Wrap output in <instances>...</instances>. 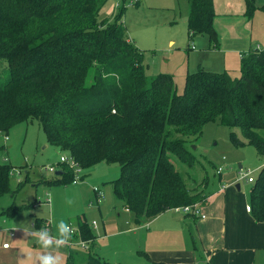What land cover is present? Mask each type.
<instances>
[{
  "label": "trees",
  "instance_id": "16d2710c",
  "mask_svg": "<svg viewBox=\"0 0 264 264\" xmlns=\"http://www.w3.org/2000/svg\"><path fill=\"white\" fill-rule=\"evenodd\" d=\"M106 2L0 0V133L37 122L46 144L82 170L79 181L98 164L117 165L114 196L139 227L174 208L206 204L201 191L188 190L171 158L192 168L188 146L207 123L239 131L243 140L231 132V141L254 148L264 161V48L242 57L239 78L198 67L178 93L172 75L145 74L142 51L117 21L123 6L112 20L100 19ZM245 2L251 18L254 2ZM187 4L189 38L205 35L216 49L212 0ZM57 166L60 174L47 184L74 183V168ZM13 169L0 165V197H14ZM251 184L250 213L264 223V163ZM30 207L11 206L3 215ZM41 222L33 221V230L47 229ZM78 232L83 242L94 239L82 220ZM91 250L82 264H113ZM72 251L66 264H79Z\"/></svg>",
  "mask_w": 264,
  "mask_h": 264
},
{
  "label": "rangeland",
  "instance_id": "374dc122",
  "mask_svg": "<svg viewBox=\"0 0 264 264\" xmlns=\"http://www.w3.org/2000/svg\"><path fill=\"white\" fill-rule=\"evenodd\" d=\"M128 1L125 0V9L117 21L124 27L129 39L142 51L145 74L149 77L158 74L172 75L177 92L181 93L186 72H194L198 64L205 67V49L209 45L207 36L189 38L187 11L183 0H141L137 6H128ZM261 2L263 4L257 1L259 7L264 5V0ZM121 6L122 2L118 0H107L100 9V19L112 20ZM254 15L264 27V10L261 8ZM190 47L195 49L191 50ZM230 75L239 78V74ZM231 132L243 140L237 130H231L217 122L207 123L203 126L201 135L188 146L194 158L193 167L182 164L175 157L171 158V162L183 176L191 193L201 191L207 195L211 182L215 190L227 184V189L243 200L244 207L245 204L250 205L252 184L245 180L234 182L240 177V169L241 174L251 171V176L255 178L261 169V158L254 148L235 145L230 138ZM45 144V136L35 121L18 124L7 133H0V165L14 168L9 178L10 191L14 193V197L10 193L0 197V229H16L15 237L12 238L5 236V231L2 230L3 236L12 245L11 249L15 250V264L26 258V248L34 250L36 254L40 252L32 245V242L36 243L35 239L26 236L24 232L33 230L32 223L35 220L42 221L45 228L49 227L53 236L57 235L56 223L60 219H64L72 227V231H78V222L84 221L91 234L96 237L95 244L94 239L88 242L90 246L94 244L91 252L109 262L115 260L119 250L139 245L141 237L147 233L154 234L161 221L146 229L136 228L131 222L130 213L115 198L111 182L119 176L117 165L98 164L85 171V177L81 181L74 183L47 184V181L56 180L57 176L55 172H49L45 168L55 166L60 153L55 152L52 147L44 149ZM239 164L242 168H239ZM55 167L59 169L60 166ZM219 167L223 168L220 175L217 174ZM236 184H239V190L236 189ZM94 188L100 191V196L94 192ZM68 201L72 203L69 205ZM23 204L32 207L14 216L4 217L3 212L6 209ZM34 204L39 206L35 208ZM166 216L170 220L166 230L173 236L170 239H177L180 250H183V245L192 246L194 242L189 232L196 236L193 223L184 221L182 214L173 210H169ZM174 235L179 237L175 238ZM80 240V234L76 233L71 236L68 245L60 250L65 252L67 248L75 251L76 262L82 264L87 251L86 248H78ZM34 253L32 255H39ZM54 254L60 256V264H66L65 256L61 252ZM133 256L131 262L151 264L139 256ZM125 259L129 261V257ZM7 263L0 259V264Z\"/></svg>",
  "mask_w": 264,
  "mask_h": 264
},
{
  "label": "crops",
  "instance_id": "0c3cea01",
  "mask_svg": "<svg viewBox=\"0 0 264 264\" xmlns=\"http://www.w3.org/2000/svg\"><path fill=\"white\" fill-rule=\"evenodd\" d=\"M257 1L259 4H263L261 0H253L254 13L251 18H248L246 16L245 0H212L215 13L212 25L217 34L218 46L216 49H209L208 45L204 56L205 67L198 64L196 70L201 67L217 73L239 74L242 56L254 52L256 49L264 48V27L254 15L255 12L261 11V8L263 10L264 5L259 7ZM183 2L188 16L187 0H183ZM129 40L131 41V39ZM190 49L194 50L195 48L192 49L190 47ZM47 147L49 146L45 144L44 149ZM60 156L61 154L59 158ZM58 162L59 159L55 166H57ZM263 163L264 161L261 160L259 167L263 166ZM56 172H58V169H56L55 175ZM237 185L239 184L235 185L236 189L239 190L240 187L237 188ZM213 186L214 184L211 182L207 188L206 204L201 206V214L204 215L203 219L191 215H182L184 221L191 222L195 226L196 236L189 232V236L193 238L194 242L192 246L183 245V250H180L177 239L175 241L170 239L173 236H170L166 230L167 224L170 222L166 216L169 212L167 211L146 224L136 227L146 229L161 221L158 224L159 226L155 228L154 234L147 233L141 237L139 245L119 250L115 260L111 263L127 264L128 262L129 264H141L130 261L135 255L151 264H264V223L256 222L253 219L251 213L246 211V207L249 204H245L243 207V200H240L239 196L235 195L233 191L227 189L229 185L226 184L221 187L223 189L218 188L216 190ZM93 190L95 193L98 191L99 194L97 195L100 196L99 190L95 191V188ZM38 206L39 204H34L33 207L36 208ZM131 222L133 223L132 215ZM2 230L5 231V236L9 237L7 231L14 230L15 235L16 229L8 227L0 230V259L7 261V264H9V261L10 264H15V250L11 249L12 245H10L9 249H2L3 243H9L3 236ZM178 237L175 236V238ZM95 240L96 237L94 236V244ZM196 241H198V244ZM94 244L90 246L88 242H85L84 248L80 245H78V248L81 250L86 248L85 251H88V247L93 248ZM32 245L40 251L37 254L43 252L39 244L32 242ZM24 250L27 256L21 260V263L17 264H34L35 255H32L34 250L32 251L29 248ZM68 250L66 248L65 252L67 253ZM58 251L62 253V256H65V259L67 258L65 252L60 249ZM143 254H146L148 259ZM29 256H32L33 259H28ZM126 257H129V261H126Z\"/></svg>",
  "mask_w": 264,
  "mask_h": 264
},
{
  "label": "clouds",
  "instance_id": "9594fccd",
  "mask_svg": "<svg viewBox=\"0 0 264 264\" xmlns=\"http://www.w3.org/2000/svg\"><path fill=\"white\" fill-rule=\"evenodd\" d=\"M67 203L70 205L72 202ZM56 229V236L51 235L48 229L24 231L26 236L33 237L43 249L41 254L34 257V264H60V256L54 253L68 245L72 236V227L64 219H60L56 223ZM28 259L32 260L33 257L29 256Z\"/></svg>",
  "mask_w": 264,
  "mask_h": 264
},
{
  "label": "built area",
  "instance_id": "2783aa9c",
  "mask_svg": "<svg viewBox=\"0 0 264 264\" xmlns=\"http://www.w3.org/2000/svg\"><path fill=\"white\" fill-rule=\"evenodd\" d=\"M118 1L122 2V6L125 4V0H118ZM139 1H141V0H129L127 3H128V6H135L138 4ZM123 7H125V6H123ZM192 49H194V47H192ZM5 139H7V138L5 137ZM59 162H61V163H67L68 162L70 167L74 168V170H75L74 171L75 172L74 182L79 181V176L81 175L82 170L72 160L69 161L65 157H60ZM46 170L53 173L54 168L48 167V168H46ZM222 171H223V168L219 167L217 169V174L218 175L221 174ZM241 171H242V169H240V171H239L240 177L234 183H238L241 180H245L247 183H253L254 177L251 176V171H247L244 174H241ZM95 191H96V189H95ZM173 210H174V212L181 213L182 215H191L193 217H197V218L200 217L202 219L204 218V215L201 214V207L199 206V204H193L190 206L178 207V208H174ZM246 211L250 212V206L246 207ZM76 233H77V235L79 234L78 231H72V236L75 235ZM7 234L10 238H12L14 236V230H8ZM78 245H80L82 248H84L85 242L80 240V243ZM9 248H10V244L8 242H5L2 244V249H9Z\"/></svg>",
  "mask_w": 264,
  "mask_h": 264
},
{
  "label": "water",
  "instance_id": "95a60500",
  "mask_svg": "<svg viewBox=\"0 0 264 264\" xmlns=\"http://www.w3.org/2000/svg\"><path fill=\"white\" fill-rule=\"evenodd\" d=\"M239 168H242V165L241 164H239ZM60 174V172H56V175H59ZM239 187V185H237V188Z\"/></svg>",
  "mask_w": 264,
  "mask_h": 264
}]
</instances>
